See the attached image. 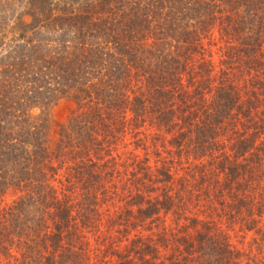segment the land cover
<instances>
[{"label": "trees", "instance_id": "obj_1", "mask_svg": "<svg viewBox=\"0 0 264 264\" xmlns=\"http://www.w3.org/2000/svg\"><path fill=\"white\" fill-rule=\"evenodd\" d=\"M0 264H264V0H0Z\"/></svg>", "mask_w": 264, "mask_h": 264}, {"label": "rangeland", "instance_id": "obj_2", "mask_svg": "<svg viewBox=\"0 0 264 264\" xmlns=\"http://www.w3.org/2000/svg\"><path fill=\"white\" fill-rule=\"evenodd\" d=\"M213 52L216 53V50L213 49ZM216 55H214V58L216 59ZM74 105L71 101L69 100H62L60 101L53 109L51 112V119L53 120V125H52V130L55 129V125L57 123L63 122L66 117L69 115V113L73 110ZM56 130V129H55ZM165 223L166 224H171L172 225V216L167 215L165 217ZM182 225H190L191 221H180L179 222ZM135 233V232H134ZM145 236H147L149 233H144ZM231 234V240L233 241V245L236 246L237 248H245L248 249L249 243H252V234H248L247 237L244 239H241L242 235L241 234Z\"/></svg>", "mask_w": 264, "mask_h": 264}]
</instances>
